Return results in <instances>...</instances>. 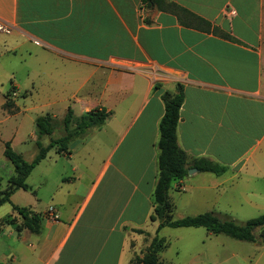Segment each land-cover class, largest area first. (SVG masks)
Listing matches in <instances>:
<instances>
[{"label":"crops","instance_id":"1","mask_svg":"<svg viewBox=\"0 0 264 264\" xmlns=\"http://www.w3.org/2000/svg\"><path fill=\"white\" fill-rule=\"evenodd\" d=\"M168 1L192 15L180 12L178 17L142 0H0V21L11 26L9 33L0 32L3 73L15 76L21 66L27 81L43 74L52 84L39 106L16 99L20 81L10 79L5 93L0 88V187L5 167L7 177L15 173L4 160V144L15 150L24 141L23 123L34 124L42 114L35 110L42 112L59 99L62 109L49 113L56 118L71 108L68 102L80 106L78 114L71 108L74 116L92 107L111 112L59 155L76 161L86 155L93 162L102 148H109L81 204V172L66 180L69 184L55 185L53 205L38 211L37 233L16 229L20 216L11 203L37 212L34 201L19 194L22 188L3 203L10 209L0 220H13L0 222V263L130 264L142 254L152 238L148 221L155 232L160 229L150 214L161 95L175 92L177 83L183 92L177 144L189 159L207 158L226 169L215 174L196 168L172 180L168 197L173 209L219 208L226 191L235 197L223 203L235 209L254 204L264 193V0ZM34 45L40 46L44 71L28 66ZM30 135L35 140L34 130ZM76 164L70 166L72 173L78 171ZM105 173V186L98 187ZM49 206L55 219L46 214Z\"/></svg>","mask_w":264,"mask_h":264},{"label":"trees","instance_id":"2","mask_svg":"<svg viewBox=\"0 0 264 264\" xmlns=\"http://www.w3.org/2000/svg\"><path fill=\"white\" fill-rule=\"evenodd\" d=\"M142 2L148 6L155 5L160 9L170 11L178 17L180 12L192 15L190 11L172 1L142 0ZM198 19L202 20L201 18ZM220 34L232 39L231 36L224 32H220ZM161 98L164 111L158 123V171L153 189V208L150 214L151 220H158L156 230L163 226H201L212 233H224L238 240H258L260 243H264V213L248 218L244 222H236L230 218H220L212 211H204L195 215L172 219L173 205L168 197V190L172 180L186 175L188 166H194L200 171H210L215 174L224 172L226 166L203 157L189 159L186 152L177 144L176 125L178 110L183 100L181 84H176L175 92L164 91ZM110 113V111L102 107H92L83 114L74 116L72 109L68 106L60 118H56L49 113L37 115L34 119L36 152L30 161L25 160L21 153L12 149L9 142L4 144L3 154L12 163L15 173L8 177L4 188L0 187V205L10 202V195L15 189L31 190L26 183V177L32 168L46 156L50 148H54L57 153L67 152L71 141L87 134L93 128L100 127ZM57 128H60L62 133L54 137L53 133ZM44 137L48 138L47 143L43 142ZM11 206L20 216V222L16 224L17 230L28 229L35 233L40 231L41 214L39 212H34L26 206H18L12 203ZM11 220L13 218L7 216L0 222H10ZM137 231L141 232L142 230ZM166 246V239L155 235L140 256L135 254L131 258L130 264H161L159 253Z\"/></svg>","mask_w":264,"mask_h":264},{"label":"rangeland","instance_id":"3","mask_svg":"<svg viewBox=\"0 0 264 264\" xmlns=\"http://www.w3.org/2000/svg\"><path fill=\"white\" fill-rule=\"evenodd\" d=\"M34 51V60L32 62L30 61L28 66L31 68L32 65L34 71L46 70L43 61H41L42 64L39 62V56L41 54L40 46L34 45L31 52ZM16 60L18 61L19 59ZM18 62L21 63V61ZM2 68L3 67L0 66V88H4L2 93H5V91L9 88L10 79L13 81H20L23 86L20 88L16 97V99L20 102L25 101V103L29 105L39 106V104L43 102V98H45L51 91L49 87H51L52 84L47 83L44 80L43 74L37 75L27 81L21 66L15 68L17 72L15 76L11 77L7 76L6 73H3ZM67 104L71 106L75 114L80 112V106L77 102H68ZM62 106L63 102H59V99H57L54 106L48 107L42 112H39V109L35 111H37L38 114L53 113L54 111L57 113L60 109H62ZM33 130V123L24 122V141L15 146V151L21 153L23 158L27 161H30L36 152L35 140L32 139L30 135ZM61 133V129L57 128L54 130L53 136L57 137ZM85 137L86 134L79 137V139H83ZM44 141L47 143L48 138L45 137ZM108 150L109 148L107 147L102 148L98 155H96L94 161L89 162L90 160H88L86 155H82L81 157L75 156V158L77 157L78 159L77 161L73 160V158L63 159L61 157L62 154L57 153L54 148H50L46 156L32 168L26 177V183L30 186L31 190L20 189L18 192L21 196L26 198L28 197L34 201L35 210L38 212L48 204L53 205L50 204L52 203L50 200V192L53 190L55 185L57 187L59 185L66 184L68 182L66 180H69L71 177L76 176L79 172H81L83 174L81 178V195L77 198L78 203L81 204L86 191L91 187L92 183L102 169ZM4 160L11 164L8 159ZM74 163H77L76 165L78 166V171L76 173H72L70 171V166ZM7 173L8 171L5 167V169L2 170V187L6 186L8 179L6 176ZM107 174L108 173H105L104 178L98 187L105 186ZM74 182L75 184L77 183L76 181ZM180 193L183 194V192ZM228 196L235 197L232 193L228 195V192L226 191L218 202L219 208L215 206L213 209L208 205V211L213 210L214 212H217V215L220 218H230L236 222H244L248 218L264 213V193H261L260 197H257V199L254 200V204L249 203L237 208L235 207V209L227 208L226 203H223ZM245 197L252 200V196ZM19 201L23 203L26 200H24V198H20ZM9 209L10 207L8 204H1L0 217L5 215ZM197 209H173L171 217L172 219H176L187 215L201 213L202 210L199 211ZM204 209H206V206H204ZM146 228H148L147 231H151L150 234L152 237L155 235L162 236L167 241L166 248L159 253L161 264H264V243H260L258 240H238L224 233L209 232L206 228L201 226H163L155 232L148 221V226ZM150 234H148L149 236L147 235L148 237H144L145 242H148L151 238Z\"/></svg>","mask_w":264,"mask_h":264},{"label":"built area","instance_id":"4","mask_svg":"<svg viewBox=\"0 0 264 264\" xmlns=\"http://www.w3.org/2000/svg\"><path fill=\"white\" fill-rule=\"evenodd\" d=\"M11 31V26L5 22L0 21V32L1 33H9ZM154 74V72H151ZM14 94V93H13ZM46 214L48 217L55 219L57 217L56 211L53 206H49L46 210Z\"/></svg>","mask_w":264,"mask_h":264},{"label":"water","instance_id":"5","mask_svg":"<svg viewBox=\"0 0 264 264\" xmlns=\"http://www.w3.org/2000/svg\"><path fill=\"white\" fill-rule=\"evenodd\" d=\"M192 171H196V167H192L188 169V173L192 172Z\"/></svg>","mask_w":264,"mask_h":264}]
</instances>
